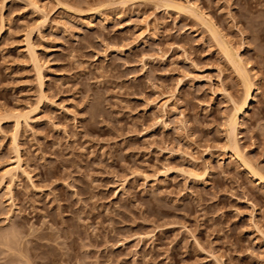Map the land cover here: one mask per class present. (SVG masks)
Listing matches in <instances>:
<instances>
[{"label": "rangeland", "instance_id": "rangeland-1", "mask_svg": "<svg viewBox=\"0 0 264 264\" xmlns=\"http://www.w3.org/2000/svg\"><path fill=\"white\" fill-rule=\"evenodd\" d=\"M165 1L0 0V264H264V0Z\"/></svg>", "mask_w": 264, "mask_h": 264}, {"label": "bare ground", "instance_id": "bare-ground-1", "mask_svg": "<svg viewBox=\"0 0 264 264\" xmlns=\"http://www.w3.org/2000/svg\"><path fill=\"white\" fill-rule=\"evenodd\" d=\"M165 1V0H164ZM166 2V1H165ZM164 2V3H165ZM168 4V3H167ZM171 6H173V4H170ZM169 6V5H168ZM191 7H192V5H191ZM192 9V8H191ZM196 11V10H195ZM192 12H193V9H192ZM191 12V13H192ZM194 13L195 12H193L192 14L194 15ZM198 14V13H197ZM197 16H199V15H196V17ZM199 18V17H198ZM203 22H204V24H205V21L203 20ZM205 26H207V28H208V30H209V32L214 36V38H216V40H217V42L220 40V39H218V37H217V32H216V30L213 28V26L212 25H210V24H206ZM221 41H222V39H221ZM220 41V42H221ZM222 42H224V41H222ZM222 42H221V44H222ZM218 44H219V42H218ZM220 44V45H221ZM225 44V43H224ZM227 45V44H226ZM222 47V46H221ZM224 48V50H225V54L229 57V59H230V57H231V54H230V49L229 48H227L226 46L225 47H223ZM232 51V50H231ZM241 60V59H240ZM240 60H238V61H236V63L235 62H233V67H235L236 68V73L237 74H239V76L243 79V81L244 82H250L251 81V79H249V76L247 75V72H246V70H245V68H243L242 66H241V64L239 63L240 62ZM232 62V61H231ZM239 77V78H240ZM248 77V78H247ZM240 78V79H241ZM250 80V81H249ZM252 82V81H251ZM250 82V83H251ZM249 83V84H250ZM246 85V84H245ZM253 87H255L254 85L252 86H250V87H248V86H246V88H245V90H244V95H242V97H241V99L239 100V101H237V100H234V99H232V103H233V114L231 115V117H230V122H229V125H230V131H229V136H230V139L231 138H233L232 140H233V142L235 143V145H232V146H234L233 147V152H232V154H231V157H234V158H240L241 159V164L253 175V176H255V177H257V178H259V180H264V177H262V175H260V173H258L257 172V169H255L253 166H252V164H250V162L249 161H247L245 158H243V157H241V155L239 154V150H238V147H237V145H236V140H235V132H236V127H237V125H238V115L240 114V113H243L244 115H247V111L245 110V108L247 107H249V105H248V102L251 100V99H254V97H253V92H252V90H253ZM246 108V109H247ZM234 133V134H233ZM233 136V137H232ZM229 139V140H230ZM231 140V141H232ZM233 143V144H234ZM19 163H20V161H19V159L17 160ZM17 162V163H18ZM15 164L13 167L11 166V168L10 169H6L7 170V172H6V175H10L9 177L11 178V180H14L15 179V177H16V174H17V172H18V170L20 169V164L18 163V164Z\"/></svg>", "mask_w": 264, "mask_h": 264}]
</instances>
